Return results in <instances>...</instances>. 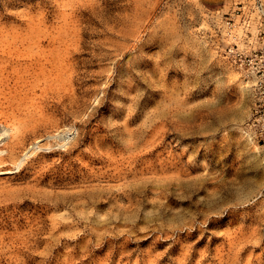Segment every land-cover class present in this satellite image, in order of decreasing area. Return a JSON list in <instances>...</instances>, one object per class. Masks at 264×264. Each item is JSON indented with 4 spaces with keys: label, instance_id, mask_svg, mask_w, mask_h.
Returning <instances> with one entry per match:
<instances>
[{
    "label": "rangeland",
    "instance_id": "1",
    "mask_svg": "<svg viewBox=\"0 0 264 264\" xmlns=\"http://www.w3.org/2000/svg\"><path fill=\"white\" fill-rule=\"evenodd\" d=\"M229 3L0 0V264H264Z\"/></svg>",
    "mask_w": 264,
    "mask_h": 264
},
{
    "label": "built area",
    "instance_id": "2",
    "mask_svg": "<svg viewBox=\"0 0 264 264\" xmlns=\"http://www.w3.org/2000/svg\"><path fill=\"white\" fill-rule=\"evenodd\" d=\"M256 11L258 14L253 16ZM206 33L213 51L244 71L250 81L256 95L246 133L253 141L264 142L263 2L230 0L227 9L211 13Z\"/></svg>",
    "mask_w": 264,
    "mask_h": 264
},
{
    "label": "bare ground",
    "instance_id": "3",
    "mask_svg": "<svg viewBox=\"0 0 264 264\" xmlns=\"http://www.w3.org/2000/svg\"><path fill=\"white\" fill-rule=\"evenodd\" d=\"M249 89V88H248ZM241 115V113H238V115L237 116H240ZM179 172V171H178ZM187 178V177H186ZM179 179V178H178ZM188 179V178H187Z\"/></svg>",
    "mask_w": 264,
    "mask_h": 264
}]
</instances>
